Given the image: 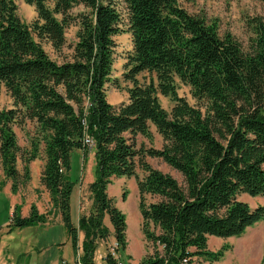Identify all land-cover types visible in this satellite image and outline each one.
<instances>
[{"label": "trees", "instance_id": "1", "mask_svg": "<svg viewBox=\"0 0 264 264\" xmlns=\"http://www.w3.org/2000/svg\"><path fill=\"white\" fill-rule=\"evenodd\" d=\"M122 1L129 12L127 30L120 26L116 0H26L38 12L32 25L20 18L14 0H0V87L13 99L11 108L0 109V165L17 193L31 177L39 143L24 155L15 128L35 121L46 153L41 184L77 252L83 235L77 264H96L98 247L111 234L118 248H126L127 215L107 189L114 177L136 175L137 161L146 172L138 179L143 233L154 248L141 264H194L195 256L219 261L228 247L210 250V236H239L264 219V205L252 207L238 197L264 196V18L254 23L255 51L245 53L231 32L220 35L216 20L191 14L178 0ZM78 5L84 10L74 15ZM74 21L77 42L71 57L58 61L42 41L60 51ZM124 31L133 41L126 73L133 86L128 102L112 104L106 83L115 60L114 36ZM142 71L156 73L158 83H140L136 76ZM177 78L207 102L205 112L179 95ZM159 93L174 101L171 111ZM150 123L164 138L162 148L137 146L139 134L152 135ZM87 137L95 142L93 150ZM77 149L85 160L93 151L95 159L92 209L78 226L72 220L77 180L71 176ZM146 155L162 158L184 181L153 167ZM5 184L0 180V190ZM148 194L158 200L147 203ZM21 210L17 204L8 233L45 224L51 215L36 204L26 216ZM104 259L117 263L111 252Z\"/></svg>", "mask_w": 264, "mask_h": 264}, {"label": "rangeland", "instance_id": "2", "mask_svg": "<svg viewBox=\"0 0 264 264\" xmlns=\"http://www.w3.org/2000/svg\"><path fill=\"white\" fill-rule=\"evenodd\" d=\"M18 6V14L20 18L27 24L38 19V12L35 5L28 4L26 0H14ZM179 4L187 9L191 14L205 18L208 22L216 20L219 25L220 35L231 32L233 36L241 44L245 53L255 51V29L254 23L257 18H264V1L262 0H178ZM53 6V5H52ZM116 6L121 15L120 26L122 30L128 29L129 12L128 7L122 0H116ZM84 10L83 5L76 6L72 11L74 15ZM59 19L61 15H57ZM79 26L71 23L66 27V45L56 51L52 44L43 40L44 48L49 52L52 58L63 61L70 58L73 52L72 46L77 42L76 33ZM36 39L39 40L34 33ZM116 41L115 60L113 70L109 81L106 83L107 98L112 104H120L128 102V88L133 86V82L129 81L126 73L130 68L129 56L133 52V41L131 33L124 31L119 35H115ZM136 78L140 83H150L153 79L157 84V75L149 71L140 72ZM178 93L185 97L188 102L201 108L203 112L207 110L205 100H198L193 96L190 85L183 83L180 79H176ZM162 106L171 111L174 101L170 96L159 93ZM13 99L2 85L0 87V109L11 108ZM264 108V105H263ZM18 136V142L22 147L24 155H28L33 144L38 141L39 153L38 157L30 162L29 167L31 177L27 182L21 184L17 193L11 190L12 179L5 177L3 169L0 165V180H6V184L0 190V224L4 233H8V223L10 216L13 214L17 204L22 205V214L28 215L32 204H36L39 211L43 213L50 212L49 221L43 225L30 226L23 229H14L10 235L4 237L9 238L8 245L12 254V258H0V264H77L79 253H82L81 241L82 233H80L79 251L77 252L72 245V240L68 232L61 223L58 216L61 214L53 212L52 202L48 190L41 184V174L46 161L45 143L42 134L37 128L35 121H27L22 126L15 128ZM151 136L146 137L141 134L137 136V146L162 148L165 141L163 136L158 132L156 126L150 123ZM93 150V147H90ZM153 167L170 173L176 177L181 183L184 181L182 174L172 168L167 162L160 157L144 156ZM24 156L18 160V168L24 173ZM92 170H90L93 164ZM95 159L94 152L91 151L85 160L84 152L77 149L72 154V172L73 180H77L75 186V208L74 217L77 218L78 209L91 211L93 205L92 194L89 189L90 183L95 178ZM146 172L141 168L137 161L136 175L114 177L109 184L107 192L110 197L115 200L116 205L127 215V245L125 249L117 247V240L113 234L101 241L95 255L96 264H105V256L108 252H115L124 264H141L143 256L147 253H153L154 248L148 243L143 233V217L140 210V192L138 188V179L144 177ZM239 199L248 202L252 207L264 205V196H251L247 193L238 195ZM158 197L148 194L145 201L147 203L157 201ZM105 222L108 226L112 224L107 216ZM135 226V230L133 229ZM9 234V233H8ZM3 236L1 237L4 238ZM222 246H227L225 256L222 258L230 260L232 264H264V219L255 223L239 236L220 238L210 236L208 248L210 250H218ZM43 248L44 253L39 254ZM195 250V248H192ZM5 251L6 256L8 255ZM115 255H113L115 257ZM116 258V257H115ZM221 259V260H222ZM117 260V258H116ZM194 264H219L224 261H210L202 257L195 256Z\"/></svg>", "mask_w": 264, "mask_h": 264}, {"label": "crops", "instance_id": "3", "mask_svg": "<svg viewBox=\"0 0 264 264\" xmlns=\"http://www.w3.org/2000/svg\"><path fill=\"white\" fill-rule=\"evenodd\" d=\"M93 165H94V162H93V164L91 165V167H90V170H92V168H93ZM75 201H76V196H75V187H74V191H73V194H72V220H73V223L76 225V226H78V221H79V218H80V216L81 215H83V214H88L90 211H85V210H80V209H78V205H77V218H75L74 217V208H75ZM41 213H43V212H41ZM50 217V216H49ZM58 219H60V221H61V223H63V221H62V217H60V216H58ZM47 223V222H46ZM9 224V223H8ZM43 225V224H42ZM40 226V225H39ZM0 227H1V224H0ZM112 228V227H111ZM113 229V228H112ZM133 229L135 230V226H133ZM4 229H1L0 228V258H5V257H9V258H12V254H8L7 252H9L10 251V246L8 245V241H9V238H6V237H4L6 234L7 235H10L11 233H4V231H3ZM4 237V238H2L1 239V237ZM221 238V237H220ZM41 250H43V248H41ZM5 251H6V253L8 254L7 256H6V254H5ZM44 253V250L43 251H41L39 254H43ZM219 261H224V262H222V263H219V264H232L231 263V261L230 260H219ZM218 261V262H219Z\"/></svg>", "mask_w": 264, "mask_h": 264}, {"label": "built area", "instance_id": "4", "mask_svg": "<svg viewBox=\"0 0 264 264\" xmlns=\"http://www.w3.org/2000/svg\"><path fill=\"white\" fill-rule=\"evenodd\" d=\"M86 142L89 144L90 147H93L94 144H95L94 140L92 138H90V137H87ZM117 245H118V243H117ZM113 255H115V252H113ZM115 257L117 258V263L116 264H124V262L121 261L119 259V257H117L116 255H115Z\"/></svg>", "mask_w": 264, "mask_h": 264}]
</instances>
